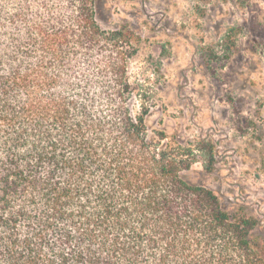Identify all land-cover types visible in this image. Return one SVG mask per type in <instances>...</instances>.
Returning a JSON list of instances; mask_svg holds the SVG:
<instances>
[{
	"label": "trees",
	"instance_id": "obj_1",
	"mask_svg": "<svg viewBox=\"0 0 264 264\" xmlns=\"http://www.w3.org/2000/svg\"><path fill=\"white\" fill-rule=\"evenodd\" d=\"M99 0H0V264H264L259 221L185 177L213 145L152 129L143 40Z\"/></svg>",
	"mask_w": 264,
	"mask_h": 264
},
{
	"label": "rangeland",
	"instance_id": "obj_2",
	"mask_svg": "<svg viewBox=\"0 0 264 264\" xmlns=\"http://www.w3.org/2000/svg\"><path fill=\"white\" fill-rule=\"evenodd\" d=\"M97 18L143 40L131 66L151 80L150 128L213 145V169L185 177L244 206L264 236V0H99Z\"/></svg>",
	"mask_w": 264,
	"mask_h": 264
}]
</instances>
